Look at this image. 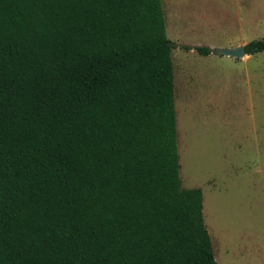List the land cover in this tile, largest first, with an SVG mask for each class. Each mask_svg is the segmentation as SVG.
Here are the masks:
<instances>
[{"label": "trees", "instance_id": "1", "mask_svg": "<svg viewBox=\"0 0 264 264\" xmlns=\"http://www.w3.org/2000/svg\"><path fill=\"white\" fill-rule=\"evenodd\" d=\"M176 47L162 0H0V264H219L179 177Z\"/></svg>", "mask_w": 264, "mask_h": 264}, {"label": "rangeland", "instance_id": "2", "mask_svg": "<svg viewBox=\"0 0 264 264\" xmlns=\"http://www.w3.org/2000/svg\"><path fill=\"white\" fill-rule=\"evenodd\" d=\"M163 2L166 35L177 46L181 186L202 190L219 264H264V51L232 58L181 48H235L264 38V0Z\"/></svg>", "mask_w": 264, "mask_h": 264}, {"label": "water", "instance_id": "3", "mask_svg": "<svg viewBox=\"0 0 264 264\" xmlns=\"http://www.w3.org/2000/svg\"><path fill=\"white\" fill-rule=\"evenodd\" d=\"M213 51L222 56L232 57V58H242L245 56L244 48L242 45L237 46L235 48L215 49Z\"/></svg>", "mask_w": 264, "mask_h": 264}, {"label": "crops", "instance_id": "4", "mask_svg": "<svg viewBox=\"0 0 264 264\" xmlns=\"http://www.w3.org/2000/svg\"><path fill=\"white\" fill-rule=\"evenodd\" d=\"M162 8H163V14H164V2H163V0H162ZM164 20H165V15H164ZM166 28V27H165ZM178 113V112H177ZM177 117H179V116H177ZM178 123V125H179V128L182 126L181 125V122H180V119H179V122H177ZM181 125V126H180ZM178 131H179V129H178ZM185 178V177H184Z\"/></svg>", "mask_w": 264, "mask_h": 264}, {"label": "bare ground", "instance_id": "5", "mask_svg": "<svg viewBox=\"0 0 264 264\" xmlns=\"http://www.w3.org/2000/svg\"><path fill=\"white\" fill-rule=\"evenodd\" d=\"M180 122H181V125L183 126V122H184V121L182 122V121H181V118H180Z\"/></svg>", "mask_w": 264, "mask_h": 264}]
</instances>
